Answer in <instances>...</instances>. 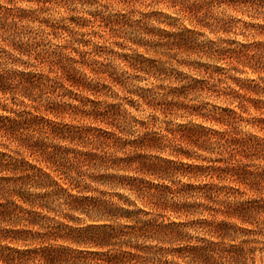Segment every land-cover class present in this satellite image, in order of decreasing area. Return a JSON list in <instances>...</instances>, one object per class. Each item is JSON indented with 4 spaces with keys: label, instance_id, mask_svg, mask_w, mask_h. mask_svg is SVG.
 I'll use <instances>...</instances> for the list:
<instances>
[{
    "label": "clouds",
    "instance_id": "9594fccd",
    "mask_svg": "<svg viewBox=\"0 0 264 264\" xmlns=\"http://www.w3.org/2000/svg\"><path fill=\"white\" fill-rule=\"evenodd\" d=\"M182 2L203 9L198 18L206 26L198 29L201 33L200 36L195 38L198 44L203 45L208 40L220 41L221 38L235 40L238 43H251L253 39L264 41V35H258L250 27H245L246 24L264 26V4H261V0H182ZM170 8L169 0H55L51 4L45 3L44 0H0V9H11L14 14L12 17H6L3 12H0V49H6L12 56L10 59L9 56L0 53V74L4 73L5 69L9 70V75L5 77L4 82L11 88L9 92L0 91V117H11L14 121H20L22 117L30 120L32 116L44 115V113L39 111L41 107L53 104L84 107L77 99H70L62 91H57L56 81L59 76L51 81H45L44 84L38 86L35 90L24 86L19 73H24L25 75L27 73L51 75V73L48 67L36 64L31 60L30 55H22L20 52L14 51L10 45L15 42L31 49L35 48L38 41H44L45 43L51 41L47 48H41L38 51L42 54H50L51 49H55L57 52H64V48L67 46L68 49H79L87 62L101 61L102 63L94 65L97 71L105 70L109 64L115 68L114 74L121 78L123 87H114V92L118 95L110 102L119 106V112L112 121L114 127L106 130L116 132V135L123 141L131 142L140 140L144 133V129L140 127V123L137 122L136 118L139 121L146 122L148 125H155L152 131L156 134L157 140L160 141V150L137 148L136 151L149 157L153 163L156 162V158L180 162L183 158L177 159V150L180 146L179 139L174 135H170V133L178 125L188 124L190 121L193 124H203L204 122L186 112L175 111L161 115L160 111L154 110L156 104L174 99V97L161 91L158 84L176 87L178 82L168 80L153 81L150 77L145 81L143 73L134 72L117 56L96 55L91 45L85 47L83 44L77 43L80 37L86 40L93 39V32L98 30L95 21H93V16L102 15L109 23L119 24L121 21L116 18L117 13H123L127 17L126 22H130L133 25V27L125 28L120 33L122 44L130 48H136V45L131 43L130 37L139 41H155L159 37L149 35L150 31L173 30L169 28L164 16L159 13H168L172 17L184 19L185 23L188 22L186 17L181 16L179 9L169 12ZM22 9L33 13L32 19H16L15 15ZM148 13H158V15H146ZM71 16L91 22V27L78 29L75 24L70 22L69 17ZM45 18L58 27L67 25L69 30H71V36H68L65 32H60L58 33L59 38L53 41L51 33L41 23V20ZM222 26L227 31H221ZM96 42L99 43L100 41L96 40ZM109 45L114 47L111 41H109ZM220 46L223 47L225 45ZM127 50L128 48L123 49V51ZM121 51L122 49H116L117 54ZM139 51L143 52L144 49L140 48ZM65 55L76 57L77 63L75 67L87 73L91 83L97 81L98 78L93 76L87 68H81L79 57L76 56L75 52L67 51ZM209 55L211 56L212 54L209 53ZM178 59L182 62L203 59L209 65L219 64L222 67H229L224 65L218 58L180 56ZM166 66L177 68L185 74L196 75V73H190L188 67H180L176 60L169 61ZM231 74L240 76L239 72H231ZM261 75H264V73H261ZM229 86L232 88L236 87L231 80H227L224 84H217L220 89ZM142 89H152L153 95L146 96ZM53 92H56V94L53 95ZM142 96H144V99H141ZM209 99L210 94L192 93L188 95L185 103L201 106L205 105ZM133 102L134 106H132ZM214 102L218 103V101ZM149 104L153 105V107H149ZM87 107L91 109V105ZM204 111L211 112V105L207 104ZM60 121L69 123L64 116L60 117ZM237 126L244 133L251 131L246 123H239ZM98 127L105 128V125L101 124ZM210 127L215 128L216 125L213 124ZM40 131L41 129L39 128L35 129L31 134L32 138H39L36 133ZM260 136L264 139V133L260 134ZM9 143V139L0 134V145H9ZM50 143L53 145L58 144L65 148L72 147L66 139L52 140ZM16 147L17 145L14 143L10 144L7 149L0 146V152L11 151ZM97 148L99 149L102 162L105 158L119 157L124 154L115 151L112 145H97ZM126 151L127 149H125ZM199 155L208 156L209 153L204 152L199 153ZM258 163H264V161ZM105 171H109V169L101 165L78 167L69 174V178L74 185H80V196L98 194L101 189H104L106 192L104 199L107 201L108 206L113 204L118 206L117 210L111 215L100 211L97 206L75 205L71 200V196H75L77 193L71 189L68 190V193L56 190L50 186L54 178L49 179L48 177L41 178L38 176L32 178L31 181L25 182L22 185L23 190L34 198L33 203L38 206L32 210L40 213V219L37 223L29 225L26 223L27 217L23 213H17L7 222L0 220V230L16 227L28 228L31 232L30 235L16 239L0 237V250L27 251L29 249H37L45 246L42 237L53 234L57 237L50 242L54 246H65L71 249L83 248L87 241L69 242L66 238L67 234L72 230L82 231L89 227H96L115 231L117 235L112 240V248L114 249L131 251L136 246L150 245L156 250L161 264L166 260H170L171 257H168L166 252L160 254L159 250L161 248L167 250L174 247L176 245L175 241H164L162 243L155 235L148 237L142 233L134 234L128 232L130 226L141 225L146 220L151 219V216H145L140 211L145 208L144 204L135 195L125 191L123 188L93 183V180L89 179L90 175ZM5 175H11V173L0 172V176ZM122 175L136 178L138 170L133 167V170L126 171ZM180 182L188 183L189 181L186 177L180 175L170 176L162 181L163 184H168L169 186ZM192 182L196 183L197 181ZM216 183L219 187L211 195L215 200L216 206L220 209L227 210L231 208L235 211L239 205L247 202L252 195L246 189L236 192L222 191L221 189L224 185L229 184L227 180L222 179ZM13 187H21V185H7L8 189ZM86 188L90 190L86 191ZM261 191H264V188ZM121 196L123 199L128 200L129 203H121ZM0 197L15 200L17 204L21 203L15 195H11L8 192L0 193ZM197 199L199 200V198ZM166 200L169 204L179 202V198L171 194L167 195ZM0 202H2V199H0ZM200 203L206 204L207 201L200 200ZM23 207L28 209L29 205L24 204ZM128 212H134L137 218H127L125 213ZM197 218L203 220L211 219L212 217H209L208 213L201 207ZM215 219L217 221H226L230 226L225 236L218 238L215 234H208L190 225H184L182 232L185 234V238L192 243H196L199 238L206 237L208 240L215 241L220 245L240 244L242 241L247 240L249 241L247 248L252 249V251H246L243 256L236 257L234 264H264V210L256 209L254 212L249 210L245 215L246 222H242L238 218L227 219L225 216H216ZM164 223H167V221H164ZM177 223H180V221H177ZM61 224L64 226L63 228L60 227ZM245 229H252L255 234L251 236L245 235L243 233ZM121 233L125 234L121 235ZM112 248H104L102 250L109 251ZM28 264H31V261Z\"/></svg>",
    "mask_w": 264,
    "mask_h": 264
},
{
    "label": "trees",
    "instance_id": "16d2710c",
    "mask_svg": "<svg viewBox=\"0 0 264 264\" xmlns=\"http://www.w3.org/2000/svg\"><path fill=\"white\" fill-rule=\"evenodd\" d=\"M0 12L6 17H12L14 14L11 9L2 10ZM33 13L20 12L15 15L16 19H28ZM62 27H57L59 30ZM14 51L20 52L22 55H30L32 61L36 64L48 67L51 75L43 73H19L23 84L26 88L35 90L38 86L51 81L59 76L56 81V87H73L76 89L88 90L90 84L84 83L82 79L75 78L69 71L73 64L77 61H72L62 57V53L55 52L53 54H42L38 51L40 46L36 43L35 48H25L13 42L10 45ZM0 53L12 56L6 49H0ZM226 52L220 53L225 55ZM62 55V56H61ZM254 56L252 57V59ZM221 70L205 74L203 80H193L187 87H183V91L195 90H211L209 82L216 80L214 84H220V80L214 76L218 75ZM9 75V70L5 69L4 73L0 74V91H11L10 86L4 82L6 76ZM208 78V79H206ZM264 83V82H263ZM259 87L255 85L253 88ZM243 90L244 87L239 88ZM252 93H257L252 90ZM54 93V92H53ZM225 96H239L237 90L222 91ZM82 104V102H81ZM86 106V104L84 105ZM40 112L44 115L32 116L30 120L22 117L20 121H14L11 117H0V134L9 139V145H0L6 149L10 144L17 145L11 151L0 152V172L11 173V175L0 176V193L8 192L15 195L20 201L17 204L12 199H2L0 202V220L9 221L11 217L17 213H23L27 217L26 223L33 225L40 219V213L32 209L38 205L33 203L34 198L23 190L22 185L25 182L31 181L34 177H48L52 179L50 186L58 191L67 192L71 189L73 181L69 178V174L75 171L78 167H95L101 165L106 169L114 170H129L135 167L138 172L148 176L153 175L151 170L157 167L154 163H147L145 158L136 151L137 148L145 149V145L153 141V138L143 137L140 140L130 143L121 142L116 132L104 131L98 125L109 124L117 113L114 106H110L104 111H98L93 108L88 116L92 118V123L95 127H69L60 123H53L47 116L60 114L77 115L80 110L77 107L61 106L53 104L50 106L41 107ZM84 112V111H83ZM220 118H215L217 122L228 127L223 132H209L201 128L188 130L193 146L197 149H202V145L209 144L212 151L216 152L221 157L224 166H187L195 178L204 177L209 181L197 186H187L179 189V192H190L191 197L199 198L196 204H169L166 200V195L177 194V190H172L168 187L153 185L139 178H119L114 176L104 177L109 181L112 187H120L129 190L137 199L144 204L148 211L140 210L143 215L151 216V219L146 220L141 225L130 226L128 232L142 233L148 237L157 236L160 241H175L176 245L170 249L159 250L160 254H164L172 259L189 260L193 264H234V260L238 256H243L246 251L251 252L252 249L247 248L249 241H242L240 244L220 245L215 241L200 240V245L183 244L186 241L185 234L182 232L184 225H192L194 228L201 229L208 234H215L218 238L225 236L228 232L229 225L226 221H216V216H225L227 219L238 218L242 222L245 221V215L249 210L256 209L264 210V167L260 170L255 168L251 170V166L247 163L253 156L264 161V141L257 139L251 135H240L235 131L233 124L236 121L235 113L231 110H223ZM214 117V116H213ZM235 120V121H234ZM257 126L260 131H264V119H258ZM41 129L36 133L39 138H32V133L35 129ZM186 129L180 128L178 131L173 130L170 135L179 137L185 140ZM67 140L73 148L61 147L58 144L50 143L52 140ZM86 141L92 148L87 151H79L77 148ZM211 141V142H210ZM211 143V144H210ZM95 145V146H94ZM97 145H112L117 151L119 146H130L131 151L124 153L121 157L105 158L101 161L99 149ZM94 151V152H93ZM98 151V152H97ZM66 176V180L62 176ZM93 182L96 178L93 174L89 176ZM229 181V184L224 185L222 191L236 192L241 189H246L251 193L250 199L242 205H239L237 210L231 208L227 210L220 209L216 206L215 200L212 198V193L216 191L219 185L216 183L221 180ZM7 185H21V187H13L8 189ZM66 186L63 188L62 186ZM72 202L77 206H97L98 209L105 214L111 215L117 208L114 205L108 206L100 200L93 197L76 198L71 196ZM200 200L207 201L206 204H201ZM24 204L29 205L28 209L23 207ZM203 207L211 219H203L199 221H191V223L177 221H169L164 223V217L167 214L177 215L199 213ZM129 219H136L134 212L125 213ZM61 228L64 226L61 224ZM245 235H254L252 229L243 230ZM28 228H7L0 230V237L4 239H16L30 235ZM125 233H121L123 235ZM117 234L115 231H109L106 228L89 227L85 230H72L67 234L69 242L87 241L83 248L71 249L65 246H54L50 242L57 237L53 235H45L42 237L45 246L37 249H29L27 251H19L13 249L0 250V264H161L156 254V250L150 245L136 246L131 251H122L112 248V240ZM64 238V237H61ZM177 243H179L177 245ZM104 248H112L109 251H103ZM163 264H174L166 260Z\"/></svg>",
    "mask_w": 264,
    "mask_h": 264
},
{
    "label": "rangeland",
    "instance_id": "374dc122",
    "mask_svg": "<svg viewBox=\"0 0 264 264\" xmlns=\"http://www.w3.org/2000/svg\"><path fill=\"white\" fill-rule=\"evenodd\" d=\"M45 3L51 4L54 3L55 0H44ZM171 4V8L169 12L175 9H179L181 16L187 18V23L184 22V19L179 17H172L168 13H159L164 16V18L168 22L169 28L173 29L172 31H165V30H155L150 31L148 34L152 36H157L159 39L155 41H139L136 38L130 37V41L132 44L136 45V48H130L127 45L121 43L120 33L123 32L125 28L133 27L132 23L126 22L127 17L123 13H117L116 18H118L121 23H109L108 20L103 17L102 15L93 16V21H95V25L97 27V31L93 32V39L86 40L83 37H80L77 40V43L83 44L85 47L91 45L93 51L96 55H115L118 59H121L129 68H131L134 72L143 73L145 81L150 77L153 81L159 80H168V81H175L178 82V86H165L164 84H158V87L161 91L165 92L167 95L174 97L173 100L166 101L163 103H158L154 106V110L160 111L161 115L170 114L175 111L186 112L189 115H194L202 120L203 124H193L191 121L188 124H181L178 125L175 130H179L180 128L186 129L185 133L186 138L185 140L179 139L178 135L177 138L179 139L180 146L177 150V159L183 158L180 162H175L172 160H166L162 158H156V162L154 164L157 165L153 171L151 170L153 175H144L141 172H138V176L136 178L143 179L148 183L153 185L168 187L172 190H177V194L173 195L179 198V202H174L175 204H196L197 201L195 198L191 197L190 192H179V189L186 188L187 186H197L202 185L209 180L201 177L195 178L191 171L186 168L187 166H224L223 161H221V157L216 154V152L212 151V148L209 144L202 145V149H197L193 146V143L190 139L188 130L194 128H201L205 131L211 132H223L226 129L232 128L228 127L222 123L216 121L215 118H220L222 115L223 110H231L232 113H235L236 121L233 124L235 131L244 136V135H251L256 137L257 139L264 141L261 138L260 134L264 133V131H260V128L257 126L258 119H264V41H259L253 39L251 43H238L235 40H229L225 38H221L220 41H213L208 40L203 45L196 43L195 38L200 36L201 33L198 31L199 27H204L201 23V20L198 18L200 13L203 11L202 8H197L194 5L186 4L182 2V0H169ZM261 4H264V0H261ZM167 6V5H166ZM8 10V9H2ZM22 12L26 13L27 11L21 10ZM146 15H158V13H148ZM33 16V15H32ZM32 19V17L28 18ZM23 19V20H28ZM69 20L72 24H75L78 29H88L91 27V22L83 19H77L76 16L69 17ZM43 23L44 28L51 33L52 40H56L59 38L58 33L65 32L68 36H71V30L67 27V25H62L59 27V30H56L58 26H56L52 21L48 19L41 20ZM245 27H250L254 32L258 35H264V26L258 25H248L246 24ZM221 31H227L225 27H221ZM107 33V35H105ZM215 35V33H213ZM96 40L100 42L97 43ZM109 41L114 44V47L109 45ZM40 46L38 49L47 48L48 44L51 41L45 43L44 41L37 42ZM225 45V46H220ZM128 48L127 51H123V49ZM140 48H143L144 51H139ZM116 49H122V51L117 54ZM67 51H72L76 53V56L79 57V62L81 63V68H87L89 72L93 74V76L97 77V81L95 83H91L87 77V73L77 69L75 64L70 69L69 73L75 78H80L84 83L90 84V88L88 90L84 89H76L73 87H68L67 85L60 87L57 86V91H62L66 94L70 99H77L81 105H85L83 108L77 107L80 112L77 115L72 114H60V115H52L49 114L47 119H49L53 123H60L61 125H68L69 127H95V124L92 123V118L88 116V113L92 111L93 108H96L98 111H104L110 106H114L116 112H119V106L115 103H111L110 101L114 100L118 94L114 92L115 86L123 87L121 82V78L115 75V68L109 64L105 70L97 71L95 64L102 63L101 61H93L87 62L85 61L84 55L80 52L79 49L72 48L68 49L67 46L64 48V52L62 53V57L65 59H69L72 61L76 60V57L67 56L65 53ZM57 52L55 49L50 50V54ZM226 52L225 55H220V53ZM209 53L212 55L210 56ZM48 54V53H45ZM49 54V55H50ZM180 56H192V57H208L209 59L218 58L224 65H228L229 67H222L219 64L217 65H209L206 64L203 59L192 60L190 62H182L178 57ZM254 58L252 59V57ZM176 60V63L180 65V67H188L190 69V73H196V75L185 74L179 71L177 68H170L166 65L169 61ZM77 61V60H76ZM216 69L221 70L219 71L218 75L214 76L220 80V84H224L227 80H231L232 84L236 85L235 88L231 86L220 89L217 87L216 80L209 82V86L211 90H188L183 91L182 88L187 87L189 84L192 83L193 80H203L205 79V72L211 73ZM231 70V71H230ZM231 72H239L240 76L232 75ZM208 79V78H206ZM255 85H259V87L253 88ZM243 86L244 89L240 90L239 88ZM255 90L257 93H252V90ZM232 91L237 90L239 96H225L222 95V91ZM146 96L153 95L152 89H142ZM197 93V94H210V99L206 102L205 105L195 106L191 104L185 103L189 94ZM56 92L53 93L55 95ZM144 99V96L141 97ZM214 101H218L215 103ZM207 104L211 105V112L204 111V108ZM91 105V109L87 106ZM234 105V106H233ZM65 106V105H61ZM134 106V102L132 104ZM149 107H153V105L149 104ZM84 111V112H83ZM117 113L113 118L117 116ZM64 116L69 123H64L60 121V117ZM214 116V117H213ZM51 117V118H50ZM137 122L140 123V127L144 129L143 137L153 138V141L147 143L145 145V149H150L154 151L160 150V141L157 140L156 134L152 129L155 125H148L144 121H139L138 118ZM60 121V122H56ZM113 119L109 124L105 125V128L102 130L111 129L114 127L112 123ZM87 122V123H84ZM239 123H246L251 131L244 133L241 129L238 128ZM215 124L216 127H210V125ZM108 131V130H106ZM119 131V129H117ZM167 131V129H166ZM113 132V131H109ZM142 137V138H143ZM121 140V139H120ZM84 143L81 144L77 149L80 151H87L92 148V145L83 141ZM130 143L128 141H123ZM133 142V141H131ZM211 142V141H210ZM211 144V143H210ZM71 145V144H70ZM60 146V145H59ZM95 146V145H94ZM68 148H73L68 147ZM125 149L127 151L125 152ZM118 152L122 153H129L131 151L130 146H119L116 149ZM94 152V151H93ZM98 152V151H97ZM208 152V156H201L199 153ZM144 158L147 163H153L149 157L143 155L139 152ZM122 156V155H121ZM119 156V157H121ZM187 161V162H185ZM259 160L257 157L253 156L252 159L247 161L249 166H251V170L255 168H259L258 170L264 167V163H258ZM132 168L129 170H114L109 169V171H105L102 173H94L93 177L96 180L93 183H100L102 185H109V181L104 179V177L114 176L119 178H126L129 177L122 175V173L126 171H131ZM180 175L184 176L188 179V183L180 182L171 184H163L162 181L169 178L170 176ZM63 179H67L66 176H62ZM192 181H197L193 183ZM204 182V183H202ZM66 188V186H62ZM73 192H76L77 195L72 196L76 198L82 197H93L97 200L103 202V204H107V201L104 199L106 192L104 189H101L98 194H93L90 196H80V185L73 184L70 186ZM120 188V187H116ZM69 190V189H68ZM67 192L65 193H68ZM86 191L90 189L86 188ZM127 192L129 190L124 189ZM131 193V192H130ZM70 194V193H69ZM132 194V193H131ZM169 195V194H167ZM166 195V196H167ZM121 203H129L128 200L123 199L120 197ZM172 204V203H171ZM116 208L117 205L113 204ZM131 207V205H130ZM144 211H148L147 208L141 209ZM198 213L192 214H177V215H170L167 214L164 217V221H180L185 223H191V221H199L201 219L197 218ZM214 220H216L214 218ZM217 221V220H216ZM219 222V221H218ZM192 226V225H191ZM194 227V226H192ZM201 230V229H200ZM186 239V238H185ZM204 239L208 240L206 237L199 238L196 243H192L189 239L184 241L187 245H200V240ZM179 243H177L178 245ZM250 249V248H249ZM169 262L174 264H193L189 260L183 259H171Z\"/></svg>",
    "mask_w": 264,
    "mask_h": 264
}]
</instances>
